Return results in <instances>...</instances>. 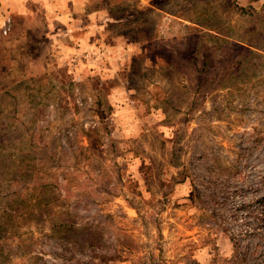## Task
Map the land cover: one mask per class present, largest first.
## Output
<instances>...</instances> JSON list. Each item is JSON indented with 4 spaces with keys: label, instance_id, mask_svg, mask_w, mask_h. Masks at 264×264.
<instances>
[{
    "label": "rangeland",
    "instance_id": "rangeland-1",
    "mask_svg": "<svg viewBox=\"0 0 264 264\" xmlns=\"http://www.w3.org/2000/svg\"><path fill=\"white\" fill-rule=\"evenodd\" d=\"M79 2L0 31V264H264V0Z\"/></svg>",
    "mask_w": 264,
    "mask_h": 264
},
{
    "label": "crops",
    "instance_id": "crops-1",
    "mask_svg": "<svg viewBox=\"0 0 264 264\" xmlns=\"http://www.w3.org/2000/svg\"><path fill=\"white\" fill-rule=\"evenodd\" d=\"M71 2H79V0H70ZM82 7L83 3H75ZM43 6V7H42ZM44 9V14L52 17L63 16L66 11L63 7L62 0H0V23L11 14L27 15L34 10Z\"/></svg>",
    "mask_w": 264,
    "mask_h": 264
},
{
    "label": "built area",
    "instance_id": "built-area-1",
    "mask_svg": "<svg viewBox=\"0 0 264 264\" xmlns=\"http://www.w3.org/2000/svg\"><path fill=\"white\" fill-rule=\"evenodd\" d=\"M9 29V17H5L0 23V31L2 34H6Z\"/></svg>",
    "mask_w": 264,
    "mask_h": 264
},
{
    "label": "trees",
    "instance_id": "trees-1",
    "mask_svg": "<svg viewBox=\"0 0 264 264\" xmlns=\"http://www.w3.org/2000/svg\"><path fill=\"white\" fill-rule=\"evenodd\" d=\"M264 198V197H263ZM82 230V229H81Z\"/></svg>",
    "mask_w": 264,
    "mask_h": 264
}]
</instances>
